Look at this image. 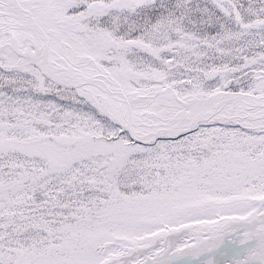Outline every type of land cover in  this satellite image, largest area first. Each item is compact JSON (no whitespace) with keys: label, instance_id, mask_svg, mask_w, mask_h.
I'll use <instances>...</instances> for the list:
<instances>
[{"label":"snow or ice","instance_id":"snow-or-ice-1","mask_svg":"<svg viewBox=\"0 0 264 264\" xmlns=\"http://www.w3.org/2000/svg\"><path fill=\"white\" fill-rule=\"evenodd\" d=\"M0 264H264V0H0Z\"/></svg>","mask_w":264,"mask_h":264}]
</instances>
